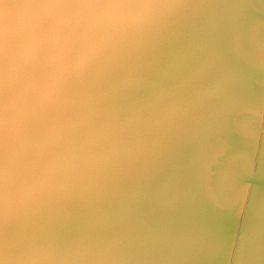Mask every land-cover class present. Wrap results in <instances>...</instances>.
<instances>
[{
    "label": "clouds",
    "instance_id": "9594fccd",
    "mask_svg": "<svg viewBox=\"0 0 264 264\" xmlns=\"http://www.w3.org/2000/svg\"><path fill=\"white\" fill-rule=\"evenodd\" d=\"M182 8L0 0V264H155L129 194L214 97L206 71H177ZM231 54L264 82V19L233 34ZM244 191L218 198L235 205Z\"/></svg>",
    "mask_w": 264,
    "mask_h": 264
},
{
    "label": "bare ground",
    "instance_id": "6f19581e",
    "mask_svg": "<svg viewBox=\"0 0 264 264\" xmlns=\"http://www.w3.org/2000/svg\"><path fill=\"white\" fill-rule=\"evenodd\" d=\"M255 2L181 0L182 23L174 38L177 71H206L214 89L213 99L223 101L213 105L219 104L227 114L238 118H227L233 124L227 128L228 135L237 146L246 148L254 134L261 141L253 152L252 164L238 178L245 191L235 205L218 198L231 179L222 161L215 158L209 175L205 167L189 166L190 160L184 155L188 153L182 147L188 144L186 133L199 135L213 130L215 145L222 153L227 149L224 136L214 122L207 123L205 113L193 128L163 150L155 168L133 186L125 208L141 237L154 247L155 264H264V122L258 115L264 111V82L240 66L231 54L233 34L246 30L250 19H264V10L252 7ZM183 33H189L196 43L182 42ZM218 88L227 89V95L222 97ZM244 125L249 130L245 131ZM192 153L200 160L210 155L199 148ZM181 201H188V205L180 207ZM72 227L66 226V231ZM206 239L212 241L211 245L205 243ZM183 240L187 243H177Z\"/></svg>",
    "mask_w": 264,
    "mask_h": 264
},
{
    "label": "rangeland",
    "instance_id": "374dc122",
    "mask_svg": "<svg viewBox=\"0 0 264 264\" xmlns=\"http://www.w3.org/2000/svg\"><path fill=\"white\" fill-rule=\"evenodd\" d=\"M195 40L196 39L191 37V35L189 33H183L182 42L184 41L185 43H188V44H195L196 43ZM256 76L257 75L253 74V77H256ZM252 88L254 89L255 86H252ZM218 90L224 91V92L220 91V93H222V95H221L222 97L227 95V92H226L227 89H224V88L219 89L218 88ZM228 91L230 92V90H228ZM213 103H223V101L213 99L211 102V105L208 104L202 113L207 114V115L203 114L207 118V121H208L207 123L214 122L217 131H219L221 133V136H224L223 142L226 143L227 149L225 150V152L222 153L220 148L217 145H215L214 137L212 135L213 130H212V132H209V133L204 131L205 133H200L199 135H194L193 133L192 134L186 133L185 139H186V141H188L187 142L188 144H186L185 146H182V147L184 148L185 152H188V153H186L184 155L189 158L188 160H190V162L187 161L189 166H192V167H196V166L199 167L200 166L199 169H202L205 167V160L208 158V156L215 155V158L222 161V163H224L228 168L227 172H228V175L231 177V179L229 181H227V183H228L227 186L232 184V183H235V184L237 183V185L240 186L241 180L238 181V178L241 177L242 175H244V173L246 172V170H245L246 168H244L242 166V163H243V161H241V160H243L242 158H237L234 160L233 157H239L240 153H246L247 158L249 160V163L247 165V167H248L249 164H252L253 157L255 156L254 153H255V150L257 148L258 140L260 137L257 139L256 134H254L255 136L253 135L252 141L251 140L249 141L250 145H248L246 148H244L245 145H243V147L237 146L234 143V141L232 140V138L228 135V132H227L228 129L227 128H229L228 126H231L233 124L230 123V121L227 120V118L229 119L231 117L235 121H238V120H236L238 118L231 116L230 114H227L224 111V109L222 107H220L219 104L213 105ZM243 103H247V102H243ZM238 123H240V122H238ZM238 127H240V126H238ZM243 129H245V131L249 130L248 127H246L245 125H244ZM259 141H261V140H259ZM198 148L201 149L202 152L208 153L210 155H208V156L206 155L207 157H206V159L204 158L205 160L203 158L200 160V158L198 156H196L192 153V152H194V149H198ZM253 148H255V149H253ZM195 159H197V160H195ZM198 160H199V162H198ZM236 165H237V167H236ZM180 203H181L180 207H186L188 205V201L187 202L181 201ZM190 203H192V202H190ZM173 241L175 242L174 239H173ZM177 243H184L185 244V243H187V241L183 240V241H179ZM205 243L207 245H211L212 241H208L206 239Z\"/></svg>",
    "mask_w": 264,
    "mask_h": 264
}]
</instances>
